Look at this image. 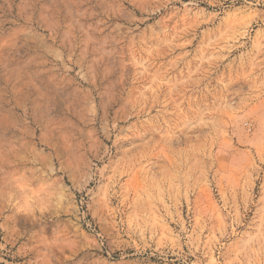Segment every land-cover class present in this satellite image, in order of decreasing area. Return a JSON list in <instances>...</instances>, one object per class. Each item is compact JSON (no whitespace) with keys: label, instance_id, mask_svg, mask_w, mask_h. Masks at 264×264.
I'll use <instances>...</instances> for the list:
<instances>
[{"label":"rangeland","instance_id":"1","mask_svg":"<svg viewBox=\"0 0 264 264\" xmlns=\"http://www.w3.org/2000/svg\"><path fill=\"white\" fill-rule=\"evenodd\" d=\"M0 264H264V0H0Z\"/></svg>","mask_w":264,"mask_h":264}]
</instances>
